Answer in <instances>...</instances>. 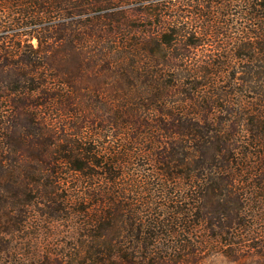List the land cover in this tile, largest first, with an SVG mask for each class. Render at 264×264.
Here are the masks:
<instances>
[{"label": "trees", "instance_id": "trees-1", "mask_svg": "<svg viewBox=\"0 0 264 264\" xmlns=\"http://www.w3.org/2000/svg\"><path fill=\"white\" fill-rule=\"evenodd\" d=\"M208 250L264 261V0H0V264Z\"/></svg>", "mask_w": 264, "mask_h": 264}, {"label": "rangeland", "instance_id": "rangeland-1", "mask_svg": "<svg viewBox=\"0 0 264 264\" xmlns=\"http://www.w3.org/2000/svg\"><path fill=\"white\" fill-rule=\"evenodd\" d=\"M56 243L55 246L65 245L68 242L66 237H57L54 239ZM61 244V245H60ZM198 264H238L234 261H231L230 258L223 254L222 250H208L203 254V257ZM252 264V263H251ZM261 264H264V261H261Z\"/></svg>", "mask_w": 264, "mask_h": 264}]
</instances>
